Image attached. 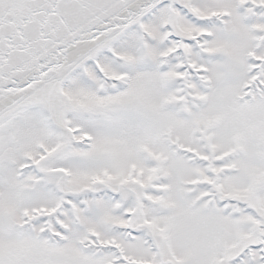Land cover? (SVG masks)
<instances>
[{"label":"snow or ice","instance_id":"1","mask_svg":"<svg viewBox=\"0 0 264 264\" xmlns=\"http://www.w3.org/2000/svg\"><path fill=\"white\" fill-rule=\"evenodd\" d=\"M0 264H264V0H0Z\"/></svg>","mask_w":264,"mask_h":264}]
</instances>
